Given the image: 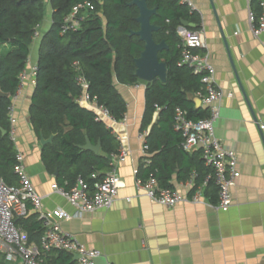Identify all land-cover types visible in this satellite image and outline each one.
Instances as JSON below:
<instances>
[{
	"label": "crops",
	"instance_id": "1",
	"mask_svg": "<svg viewBox=\"0 0 264 264\" xmlns=\"http://www.w3.org/2000/svg\"><path fill=\"white\" fill-rule=\"evenodd\" d=\"M191 1L194 9L188 8L196 14L195 20H186L193 25L187 27L202 32L205 47L197 48L196 53L208 57L221 93L216 102L220 114L214 132L222 146L233 150L238 158L232 203L226 210L218 208V195L212 196L203 186L200 202L187 200L166 207L137 188L139 165L148 164L153 155L143 150V144L159 112L153 113L151 124L142 130L148 82L138 79L134 85H124L114 77L127 109L123 119L103 122L127 151L125 160L117 164L122 185L111 207L57 220L61 230L97 250L110 264H264V128H260L264 125V32L255 35L252 31L250 0ZM46 4L48 13L39 27V37L29 46L27 75L15 101L14 146L23 155V165L41 197L42 208H60L73 215L75 209L55 191V187H61L58 169L50 171L45 165L42 147L46 144L41 145L29 119L35 86L30 68L37 64L41 38L52 24V9L49 2ZM188 97L195 108L208 110L200 91L190 92ZM79 103L92 111L98 106L91 100ZM144 131L145 137L140 138ZM94 154H101V147ZM113 155H109L110 160ZM177 171L170 179L172 188L190 198L193 187L186 184L187 179H179ZM32 209L29 204L22 217L30 220L25 227L19 223V228L29 245L39 247L43 232L32 238L28 232L37 219L36 212L30 213ZM3 251L0 240V264H15Z\"/></svg>",
	"mask_w": 264,
	"mask_h": 264
},
{
	"label": "trees",
	"instance_id": "2",
	"mask_svg": "<svg viewBox=\"0 0 264 264\" xmlns=\"http://www.w3.org/2000/svg\"><path fill=\"white\" fill-rule=\"evenodd\" d=\"M131 0H0V176L8 185H17L14 172L17 150L10 138L8 106L11 96L19 85V75L29 59V46L34 33L44 19L46 3L52 9V24L41 38L36 64L35 86L29 107L30 123L38 135L52 142L42 147V159L50 171L58 169L57 181L65 190L75 186L77 178L86 182L91 190L111 168L110 154L120 149V141L96 113L79 103L82 95L76 77L82 74L87 82L89 100L106 108L113 120L123 119L126 102L114 84V77L124 85H134L136 77L134 59L143 49V42L131 31L138 30L135 18L138 9L129 5ZM89 2L93 9L79 10L83 15L80 27L61 31L63 19L73 6ZM257 26L263 7L261 0H250ZM149 7H157L151 22L159 29L153 33L156 42L165 40L167 50L158 53L167 64V80L155 79L145 89V110L141 129L151 124L153 113L159 112L145 138L148 152L153 155L149 163H141L138 179L154 178L160 188L173 189L170 179L177 168L181 180L194 173V187L201 184L212 169L206 166L201 150L185 151L180 131L173 127L176 108L186 111L190 120L208 116L206 108H195L188 97L190 92L201 91V75L192 68L180 64L182 44L176 33L181 20H195V11L190 12L179 0H147ZM101 13V14H100ZM197 48L190 51L196 53ZM78 63V66L74 65ZM158 107V109H156ZM87 136L92 144L100 142L101 154L81 150ZM92 174H96L95 178ZM65 181L67 183L65 184ZM205 191L217 197L218 189L210 179ZM24 217V216H23ZM15 220L17 226L25 218ZM33 218V217H32ZM37 218V216L35 217ZM29 236H41L43 229L39 220L28 229ZM43 264H76L72 254L62 249H51L42 255Z\"/></svg>",
	"mask_w": 264,
	"mask_h": 264
},
{
	"label": "built area",
	"instance_id": "3",
	"mask_svg": "<svg viewBox=\"0 0 264 264\" xmlns=\"http://www.w3.org/2000/svg\"><path fill=\"white\" fill-rule=\"evenodd\" d=\"M179 1L186 4L191 10L194 9L191 0ZM261 6L263 11L259 23L257 26H252V31L255 35L264 32V0H261ZM81 8L83 10H91L93 6L89 2L73 6L69 14L63 19L61 25L63 33L80 27L84 18L83 15H78ZM249 17L251 22H253L254 16L251 11H249ZM176 33L181 40L183 48L180 64L190 66L194 73L201 75L202 88L200 92L203 104L208 107V116L198 120H190L187 118L185 110L176 108L173 127L182 134V148L187 152L201 150L204 163L212 169V173L206 176L204 181L196 187H194V173L191 174L186 180V184L193 187V193L190 198H184L175 189L160 188L157 181L152 177L145 181L137 179L136 186L156 203L172 207L179 202L187 200L200 202L202 187L212 179L218 189V203L216 206L226 210L232 203L231 189L236 185L238 158L233 150L222 146L214 132V122L220 114L219 106L216 102L220 98L221 93L214 79L213 67L208 61V57L190 51L192 48L205 47L202 32L180 24L176 28ZM38 37L39 31H36L34 38ZM74 65L78 66V63L74 62ZM36 70V65L30 68V73L33 77H35ZM26 75L27 69L25 68L19 75V85L12 94L11 103L8 106L10 138L13 141L15 140L16 124L14 116L15 101L21 93ZM76 81L82 90L79 100L88 101V82L86 78L82 74H78ZM94 112L97 120L112 119L108 110L102 106L98 105ZM260 128H264V125H260ZM145 135L146 132L144 131L139 136L144 138ZM147 148V144L144 143L143 150L146 151ZM126 155V149L120 146L119 152L114 154L111 159L110 170L101 180L94 183L91 190L81 178H77L75 186L68 191L62 187H55V191L65 197L75 209L74 214L71 215L60 208L54 210H44L42 208L41 197L37 194L23 165V155L17 153V164L14 167V172L18 176V184L8 185L0 176V240L4 247L5 258L15 264H43V253L51 249H62L70 253H79L80 258L77 260V264H93L90 258L99 256V252L87 248L70 232L61 230L57 220L79 216L83 212H92L97 209L111 207L122 185V180L117 172V164L124 161ZM95 176L96 174H92L93 178ZM29 204L35 210L37 219L43 228L39 247L29 245L25 233L15 223L16 217H22L27 214Z\"/></svg>",
	"mask_w": 264,
	"mask_h": 264
},
{
	"label": "water",
	"instance_id": "4",
	"mask_svg": "<svg viewBox=\"0 0 264 264\" xmlns=\"http://www.w3.org/2000/svg\"><path fill=\"white\" fill-rule=\"evenodd\" d=\"M129 5H135L138 9V15L135 20L138 23L139 28L138 30L131 31V34L137 35L143 42V49L139 53L138 57L134 59V73L141 81L152 82L157 78L164 83L167 80V64L159 59L158 53L162 50H167L168 45L165 40L156 42L153 38V33L159 29V26L151 22V17L156 14L157 7H149L147 0H131ZM181 25L193 26L184 19L181 20ZM0 94L5 97L8 96L7 93H3L1 91ZM0 130L2 135L6 133L5 129L0 128ZM52 138L53 134H51L48 138H44L40 135L41 145L50 143ZM79 148L98 153L100 150V142L98 141L96 144H92L89 138L85 136V144L79 145ZM34 212V209L30 211V213ZM71 254L74 261H77L80 258L79 253ZM90 259L93 264H108L107 260L103 256L92 257Z\"/></svg>",
	"mask_w": 264,
	"mask_h": 264
},
{
	"label": "rangeland",
	"instance_id": "5",
	"mask_svg": "<svg viewBox=\"0 0 264 264\" xmlns=\"http://www.w3.org/2000/svg\"><path fill=\"white\" fill-rule=\"evenodd\" d=\"M47 13H48V9L46 8L45 15H47Z\"/></svg>",
	"mask_w": 264,
	"mask_h": 264
}]
</instances>
